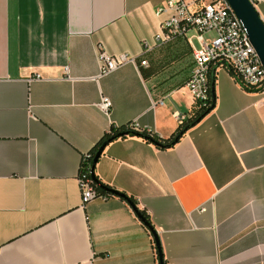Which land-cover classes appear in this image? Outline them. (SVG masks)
I'll use <instances>...</instances> for the list:
<instances>
[{
	"label": "crops",
	"instance_id": "obj_1",
	"mask_svg": "<svg viewBox=\"0 0 264 264\" xmlns=\"http://www.w3.org/2000/svg\"><path fill=\"white\" fill-rule=\"evenodd\" d=\"M166 1L0 0V264H159L160 249L167 264H264V95L226 67L214 107L173 145L107 144L94 173L119 193L81 205L82 160L113 126L170 141L174 112L198 111L196 31L159 44ZM100 44L137 64L100 75Z\"/></svg>",
	"mask_w": 264,
	"mask_h": 264
},
{
	"label": "built area",
	"instance_id": "obj_2",
	"mask_svg": "<svg viewBox=\"0 0 264 264\" xmlns=\"http://www.w3.org/2000/svg\"><path fill=\"white\" fill-rule=\"evenodd\" d=\"M252 1L255 3V0ZM156 14L164 16L161 21L162 33L156 37L159 44L186 36L190 30L196 31L199 46L191 42L193 65L186 86L198 107L207 108L212 104L211 71L214 67L228 68L244 89L264 95V65L250 40L246 26L228 0H167L157 8ZM208 32H213L214 35L207 36ZM142 46L145 54L152 50L147 41H143ZM99 48L100 75L129 62L137 64L138 57L128 54L113 56L101 44ZM140 64L148 66L149 61L144 57ZM159 103L163 104V100H159ZM111 104L110 98L103 96L100 103L102 109L108 112ZM174 115L180 124L186 122V114L175 111ZM129 128L150 137H157L151 129L140 128L134 122L129 123ZM89 157L90 152L84 156L78 176L82 207L95 198L107 199L112 195L98 188L99 184L91 175V166L86 164Z\"/></svg>",
	"mask_w": 264,
	"mask_h": 264
},
{
	"label": "water",
	"instance_id": "obj_3",
	"mask_svg": "<svg viewBox=\"0 0 264 264\" xmlns=\"http://www.w3.org/2000/svg\"><path fill=\"white\" fill-rule=\"evenodd\" d=\"M228 1L231 4L236 15L243 21L244 25L246 26L248 33H249V36H250V40H251L252 44L254 45V47L256 48L257 53L260 57V60H261L262 64L264 65V20L262 19L261 15H260L257 7H256V4L252 0H228ZM216 69H217V67H214L211 71L213 95H215V73H216ZM215 102H216V95H215ZM213 104L215 105L214 101H213ZM213 104H212V106L214 107ZM202 118H200L197 122H199ZM191 126H193V125L188 126L185 130H187ZM140 136H142V135H140ZM175 142L167 144V146H171ZM105 146H106V144L102 145L99 148V150L97 151V154L93 160V163H92V176L97 182H100V180L95 175L94 168H95L96 162L98 161V158L102 154ZM108 191H109V193H112V194L113 193H119L117 190H114L110 187L108 188ZM120 194L122 195V193H120ZM123 196H125V195H123ZM128 199H130V198L128 197ZM129 201L132 203L134 208L139 210L133 200H129ZM140 217L152 229V231L155 233L157 241H158V235H157L156 231L154 230V228L152 227V225L148 222V220L144 216L141 215ZM159 247H160V244H159ZM160 257L163 258V254H162L161 249H160Z\"/></svg>",
	"mask_w": 264,
	"mask_h": 264
},
{
	"label": "trees",
	"instance_id": "obj_4",
	"mask_svg": "<svg viewBox=\"0 0 264 264\" xmlns=\"http://www.w3.org/2000/svg\"><path fill=\"white\" fill-rule=\"evenodd\" d=\"M211 94H212V104H213V101L215 103V95H213L212 93V80H211ZM212 104L210 107H207V108H200L198 107V111L195 113L194 117L191 118L188 122L184 123V124H180V128L175 132V135L173 136V138L170 140V141H165V140H162L158 137L154 138V137H150L149 135H147L146 133H141V132H135L133 130H131L129 128V124L127 125H124V126H113L111 128V130L106 133L99 141L98 143L96 144L95 148L90 151V157L86 160V164L87 165H90L91 166V171H92V163H93V160L97 154V150L104 144H109L111 141L115 140V139H118L119 137H123V136H127V135H142L143 137H145L146 139H148L149 141H152L156 144H158L159 146H167V144H170L172 142H175V141H178L180 139V137L183 135V133L186 131L185 129L190 126V125H194L195 123H197V121L204 117L207 113H209L212 109ZM214 105V104H213ZM185 130V131H184ZM184 131V132H183ZM91 175H92V172H91ZM93 177V176H92ZM97 182V181H96ZM99 185L98 188H100L102 191L104 192H109L108 191V188L109 186L107 185H104L102 184L101 182H97ZM126 198H128L126 195H125ZM129 200H132V198L130 197ZM136 212L141 216H144L148 222L151 224L150 222V218H149V215L145 212V211H139L135 208ZM163 254V252H162ZM159 264H167V261L165 260L164 258V255H163V258L160 257V253H159Z\"/></svg>",
	"mask_w": 264,
	"mask_h": 264
},
{
	"label": "rangeland",
	"instance_id": "obj_5",
	"mask_svg": "<svg viewBox=\"0 0 264 264\" xmlns=\"http://www.w3.org/2000/svg\"><path fill=\"white\" fill-rule=\"evenodd\" d=\"M191 33H193V32H191ZM194 42H195V44L197 45V46H199V42H198V40H194Z\"/></svg>",
	"mask_w": 264,
	"mask_h": 264
}]
</instances>
